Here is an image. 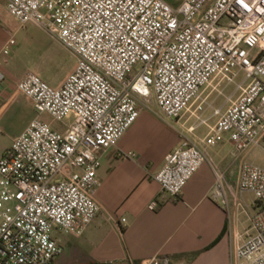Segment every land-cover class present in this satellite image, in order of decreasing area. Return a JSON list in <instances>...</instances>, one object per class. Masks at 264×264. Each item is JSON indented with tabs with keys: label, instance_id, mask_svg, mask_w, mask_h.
Wrapping results in <instances>:
<instances>
[{
	"label": "built area",
	"instance_id": "obj_1",
	"mask_svg": "<svg viewBox=\"0 0 264 264\" xmlns=\"http://www.w3.org/2000/svg\"><path fill=\"white\" fill-rule=\"evenodd\" d=\"M6 1L12 17L40 27L76 66L59 87L34 72L17 83L38 114L67 128L36 118L0 158V264H53L63 248L54 230L87 229L102 209L95 198L101 154L117 147L141 103L150 109L154 96L171 119L195 106L192 114L206 124L203 113L212 103L202 89H217V78L234 83L242 72L247 85L239 84L241 95L229 97L225 111L214 108L218 120L204 142L231 137L240 161L238 191L260 203L254 233L232 250V262L264 264V166L248 158L264 144V0ZM7 76L0 69V81ZM207 160L205 149L183 137L155 175L163 200H178ZM217 179L214 194L227 199L224 175ZM159 205L155 200L149 208ZM143 264L188 263L155 255Z\"/></svg>",
	"mask_w": 264,
	"mask_h": 264
},
{
	"label": "crops",
	"instance_id": "obj_2",
	"mask_svg": "<svg viewBox=\"0 0 264 264\" xmlns=\"http://www.w3.org/2000/svg\"><path fill=\"white\" fill-rule=\"evenodd\" d=\"M7 7V1L0 0V69L8 75L0 81V158L36 118L60 131L67 128L46 113L38 114L32 100L17 89V83L34 72L59 87L76 66L75 63L62 79L54 80L44 74L37 66V58L22 44L32 36H50L33 23L22 25ZM12 37L16 39L13 45L9 44ZM217 80L218 84L225 81L217 78L213 85H218ZM152 103L157 106L154 96ZM230 105L231 102L221 108L225 111ZM194 108L176 119L184 131L175 130L170 139L165 132L167 126L173 127L160 121L161 111L155 106L141 108L140 116L117 147L101 154L95 191L101 212L82 234L54 230L53 237L63 248L53 264H143L155 255H167L174 262L188 264H233L232 250L254 233L252 216L259 211L260 203L252 193L238 191L240 161L231 137L226 135L212 146L204 142L218 117L211 113L206 116V124L193 122ZM202 127L203 134L198 132ZM183 137L205 149L208 160L188 181L178 200L164 201L166 196L155 175ZM259 148L264 151V144ZM255 150L248 153L249 160ZM128 152L135 155L120 157V153ZM218 173L224 175L227 199L214 194ZM155 200L160 205L152 210L149 205Z\"/></svg>",
	"mask_w": 264,
	"mask_h": 264
},
{
	"label": "rangeland",
	"instance_id": "obj_3",
	"mask_svg": "<svg viewBox=\"0 0 264 264\" xmlns=\"http://www.w3.org/2000/svg\"><path fill=\"white\" fill-rule=\"evenodd\" d=\"M175 6H179L183 0H168ZM22 46H25V49L28 53H33L34 57L37 58V66L46 74L47 76L51 77L54 80L64 78L72 69V66L76 63V58L61 44L55 41L53 38L48 36H44L41 38H36L35 36L30 37L27 41H25ZM264 47V43L262 44ZM245 73H240L236 82L234 83H227L219 82L218 80L216 83L219 86L217 89H214L213 86H208L207 89H202V93L204 96H208L209 103H212L211 107H207L206 111L203 113V116L206 117L207 114H211L214 112V108L216 107H226L229 104V97L235 98L240 92L241 89L238 88L240 83H243L245 87L247 82H245ZM215 83V84H216ZM145 104L141 103V108L145 107ZM151 106L161 111L158 106L154 103ZM146 108V107H145ZM160 121L166 125L167 122L170 123V126H167L168 129L167 137L173 135L175 130L183 132L184 129L179 127L176 124V119H171L162 114V117H159ZM71 121V117L66 118L65 122L69 123ZM193 122L198 121L197 117L192 119ZM56 123H62L57 122ZM200 122V121H198ZM63 124V123H62ZM64 125V124H63ZM198 132H205V128H201ZM177 134V133H176ZM252 161L258 162V164L264 165V151L261 148H257L255 150L254 155L250 158Z\"/></svg>",
	"mask_w": 264,
	"mask_h": 264
}]
</instances>
